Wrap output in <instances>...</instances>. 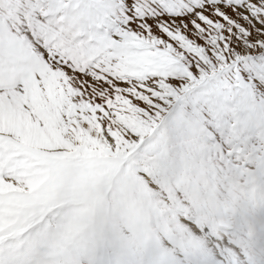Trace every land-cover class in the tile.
<instances>
[{
    "label": "snow or ice",
    "instance_id": "snow-or-ice-1",
    "mask_svg": "<svg viewBox=\"0 0 264 264\" xmlns=\"http://www.w3.org/2000/svg\"><path fill=\"white\" fill-rule=\"evenodd\" d=\"M0 264H264V0H0Z\"/></svg>",
    "mask_w": 264,
    "mask_h": 264
}]
</instances>
